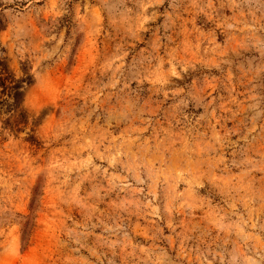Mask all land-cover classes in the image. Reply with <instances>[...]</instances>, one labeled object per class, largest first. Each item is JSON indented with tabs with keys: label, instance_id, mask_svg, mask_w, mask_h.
Returning <instances> with one entry per match:
<instances>
[{
	"label": "rangeland",
	"instance_id": "obj_1",
	"mask_svg": "<svg viewBox=\"0 0 264 264\" xmlns=\"http://www.w3.org/2000/svg\"><path fill=\"white\" fill-rule=\"evenodd\" d=\"M0 264H264V0H0Z\"/></svg>",
	"mask_w": 264,
	"mask_h": 264
}]
</instances>
